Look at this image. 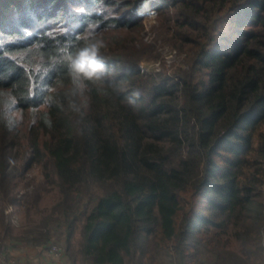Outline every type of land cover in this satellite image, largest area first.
I'll return each instance as SVG.
<instances>
[{
	"label": "trees",
	"instance_id": "1",
	"mask_svg": "<svg viewBox=\"0 0 264 264\" xmlns=\"http://www.w3.org/2000/svg\"><path fill=\"white\" fill-rule=\"evenodd\" d=\"M141 1L0 0V264L58 238L69 264H264V0H152L147 42ZM94 31L99 80L68 68ZM160 45L183 64L142 71Z\"/></svg>",
	"mask_w": 264,
	"mask_h": 264
},
{
	"label": "rangeland",
	"instance_id": "2",
	"mask_svg": "<svg viewBox=\"0 0 264 264\" xmlns=\"http://www.w3.org/2000/svg\"><path fill=\"white\" fill-rule=\"evenodd\" d=\"M146 2L148 4L146 5ZM138 12L143 17L144 26L142 30L139 32L138 36L144 42L153 40L155 36L154 27L158 25V14L152 5V0H142L138 6ZM229 28L228 25L222 24V28ZM226 28V29H227ZM159 50L161 52V60L158 61H145L141 64L142 71H145L151 68L162 67V63L166 64L168 70H172L173 66L177 67L183 64L184 54H180L175 49L168 45H160ZM29 155V152H28ZM42 174L40 171L39 165H31L28 169H26L22 175H20L16 181L14 190L19 195H23L27 191H31L35 184H37L42 179ZM59 198V193L57 191L44 193L43 199L40 203V208L42 210H48L51 205ZM7 221L9 224L13 225L15 228V232H19L20 229H27L30 226V216H35L38 218L40 216L39 213H32L28 216L26 211L21 208H17L13 205L8 206L7 210ZM56 244L60 247L63 246V239H56Z\"/></svg>",
	"mask_w": 264,
	"mask_h": 264
},
{
	"label": "clouds",
	"instance_id": "3",
	"mask_svg": "<svg viewBox=\"0 0 264 264\" xmlns=\"http://www.w3.org/2000/svg\"><path fill=\"white\" fill-rule=\"evenodd\" d=\"M84 39V46L69 56V71L86 79L99 80L101 74L106 71V64L102 58V49L106 47L105 41L95 31ZM73 108L79 111L74 101Z\"/></svg>",
	"mask_w": 264,
	"mask_h": 264
},
{
	"label": "crops",
	"instance_id": "4",
	"mask_svg": "<svg viewBox=\"0 0 264 264\" xmlns=\"http://www.w3.org/2000/svg\"><path fill=\"white\" fill-rule=\"evenodd\" d=\"M13 264H69L64 253L59 254L53 245L22 246L11 250Z\"/></svg>",
	"mask_w": 264,
	"mask_h": 264
},
{
	"label": "built area",
	"instance_id": "5",
	"mask_svg": "<svg viewBox=\"0 0 264 264\" xmlns=\"http://www.w3.org/2000/svg\"><path fill=\"white\" fill-rule=\"evenodd\" d=\"M53 249L59 253V254H62L63 253V249L58 245V244H53Z\"/></svg>",
	"mask_w": 264,
	"mask_h": 264
},
{
	"label": "bare ground",
	"instance_id": "6",
	"mask_svg": "<svg viewBox=\"0 0 264 264\" xmlns=\"http://www.w3.org/2000/svg\"><path fill=\"white\" fill-rule=\"evenodd\" d=\"M148 4V2H146V5Z\"/></svg>",
	"mask_w": 264,
	"mask_h": 264
}]
</instances>
